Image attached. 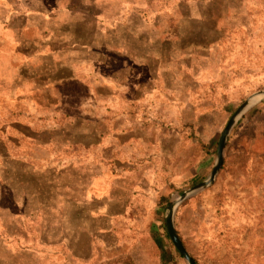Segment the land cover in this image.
Wrapping results in <instances>:
<instances>
[{
	"label": "rangeland",
	"instance_id": "374dc122",
	"mask_svg": "<svg viewBox=\"0 0 264 264\" xmlns=\"http://www.w3.org/2000/svg\"><path fill=\"white\" fill-rule=\"evenodd\" d=\"M146 1L124 9L155 38L156 56L126 74L139 89L117 88L131 65L115 52L108 68L95 56L93 67L44 74L41 83L29 66L22 90L0 74V264H187L165 235L167 206L195 176H209L228 119L264 89V0ZM13 8L0 7V16L11 12L0 50L26 39L76 55L86 44H113L90 33L91 16L67 24L71 10L86 14L81 4L60 9L55 33L45 20L17 32L21 9ZM171 65L184 70L172 88L161 73ZM243 117L213 184L176 207L195 264H264V103Z\"/></svg>",
	"mask_w": 264,
	"mask_h": 264
},
{
	"label": "crops",
	"instance_id": "0c3cea01",
	"mask_svg": "<svg viewBox=\"0 0 264 264\" xmlns=\"http://www.w3.org/2000/svg\"><path fill=\"white\" fill-rule=\"evenodd\" d=\"M150 1L155 0H147L146 2L149 3ZM131 2L133 3L132 9L134 10V7L136 6L134 2H138V0H3V4L5 5L0 7H14L13 9H21V11H19L21 13L19 15L21 18V29L19 28V31L16 29L17 32L20 33H22V30L27 32L28 29L31 28L37 29V27H39L40 29L44 20L47 24L51 23V26L53 27L52 24H58L60 17H62L61 15H65L59 13L61 12L60 9L68 11V9L76 8L77 4H81L82 7L88 8L86 14H83V17H78L80 16V13L75 9L71 10V12H69L71 18H66L69 22H60L62 24L61 26L66 25L67 22V24L71 23L70 21H72L73 24H78L81 18L89 19V16H91L90 20L96 24V27H94L93 30L91 29L90 33H100L105 42L110 43L113 41V44H110V47L105 43L97 48L93 45L86 44L83 45L84 49L79 51L78 55H76L75 50H69V48L67 49L64 46L49 48V44L42 40L40 41L41 45L28 47L29 41L26 39V41L23 40L24 43H26L25 46L18 50H0V74L3 75L5 81L6 74H11V80L7 82L9 85H12L13 91L18 89L22 90L28 88L29 82H31L28 77L24 76L29 73V66L36 68L39 67V71L36 72L35 70V73H40L41 75L39 76L40 78H36L37 80L35 81H39V83H41L40 80L43 79L44 74L48 76L47 78L50 76L52 78L54 75L56 76L67 69L69 72H75L76 67H93L92 63H95V61L93 62L91 59L95 56L97 57L98 62L101 63L99 67L108 68L111 65L109 57L114 55L115 52L118 56H121L124 59L123 63H125V65H131L128 68L122 67L123 71L117 75L116 82L118 87H116L122 90V94H124L125 90H128L129 92L130 90L139 89L133 81L126 78V74L128 72L132 73V68L135 67L136 62L140 57L146 58L147 61H150V58H154L156 56V53H154L155 51L150 50L149 48L151 42L155 40V38L154 35H152V32H149V29L146 30L145 24L141 27L140 18L136 16L133 11L130 12V14H124V9H126ZM77 13L79 15H77ZM9 15L4 14V16H0L1 25L7 26L10 24L9 21L11 16ZM54 29L55 28L53 27L50 31L55 33ZM75 35H77V32H75ZM217 36L221 37L222 33L217 34ZM24 43L22 42V45ZM170 52L171 54H168L169 64L172 62L173 65H176L178 57L176 59L175 55H173V52H176L175 48H171ZM178 55L181 56V53H178ZM173 65L170 66L171 68L162 67L163 70L161 71V73H163L166 77V81H164V83L171 88L173 85L177 84V80L175 79L177 73L181 74L184 71L179 68L178 65ZM119 68L120 67H118V69ZM185 69H187V66ZM15 74H18V76H14ZM36 87L39 89L38 83ZM41 87L42 86L40 85V88ZM260 102L264 103V99ZM210 107L216 106L211 104ZM243 115L236 124H239L242 121L244 118ZM236 124L232 130L235 128ZM231 132L228 140L232 135ZM216 149L214 150L215 158L213 165L216 160ZM196 177L200 176H195L194 178Z\"/></svg>",
	"mask_w": 264,
	"mask_h": 264
},
{
	"label": "water",
	"instance_id": "95a60500",
	"mask_svg": "<svg viewBox=\"0 0 264 264\" xmlns=\"http://www.w3.org/2000/svg\"><path fill=\"white\" fill-rule=\"evenodd\" d=\"M263 99H264V89L253 93L237 107V109L228 119L223 131L220 134L216 149V160L211 169L209 176L203 181L195 184L191 188L182 192L178 196L177 200L170 202L169 205L167 206V210L165 213V227L167 234L170 240L172 241L175 249L179 252V254L183 257V259L186 261L187 264H195V262L191 257V255L186 250V248L184 247L174 225V217H175L177 204L195 195L196 193L205 190L208 186L213 184L217 174L222 168L224 149L232 128L249 108H251L254 104L260 102Z\"/></svg>",
	"mask_w": 264,
	"mask_h": 264
},
{
	"label": "trees",
	"instance_id": "16d2710c",
	"mask_svg": "<svg viewBox=\"0 0 264 264\" xmlns=\"http://www.w3.org/2000/svg\"><path fill=\"white\" fill-rule=\"evenodd\" d=\"M200 181H201V178L200 177H196V178L193 179V184H196V183H198ZM165 235H166L167 239L170 241V238H169V236H168L166 231H165Z\"/></svg>",
	"mask_w": 264,
	"mask_h": 264
}]
</instances>
